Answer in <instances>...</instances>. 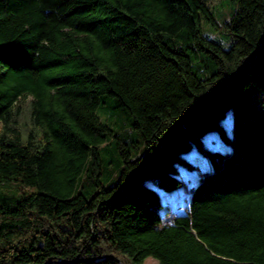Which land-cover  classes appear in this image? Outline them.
Instances as JSON below:
<instances>
[{
    "label": "trees",
    "instance_id": "1",
    "mask_svg": "<svg viewBox=\"0 0 264 264\" xmlns=\"http://www.w3.org/2000/svg\"><path fill=\"white\" fill-rule=\"evenodd\" d=\"M229 1L221 42L205 0H0V264H264V0ZM209 130L230 150L163 223Z\"/></svg>",
    "mask_w": 264,
    "mask_h": 264
},
{
    "label": "rangeland",
    "instance_id": "2",
    "mask_svg": "<svg viewBox=\"0 0 264 264\" xmlns=\"http://www.w3.org/2000/svg\"><path fill=\"white\" fill-rule=\"evenodd\" d=\"M205 2L211 8L215 20L219 24L216 28H206V31H209L211 37L215 40L224 42L221 38H224L226 32L220 25L221 19L219 15L223 12H228L232 8L231 2L229 0H205ZM230 119L231 111L227 110L225 118L222 121L226 134L230 133ZM123 123L120 129L116 127L117 125H114L112 128L113 132L118 133V131H126V127ZM127 131L133 136V140H137L135 146L141 148L142 144L140 139L135 137V132H131V127H128ZM116 141L117 139L115 137L109 136L105 142L108 143V146L105 148L103 155L111 161V164L108 166L109 168L116 163V152L114 149ZM202 149L206 150L208 156L202 152ZM130 150L132 153L137 151L132 145H130ZM229 150V144L221 138L219 133L216 130H209L200 136L199 146L192 143L188 149L181 152L182 161L176 163V171L174 173L179 181L178 185L168 189L155 187L159 201L162 204L160 213L163 223H170L175 215H184L188 213L187 204L189 202L190 188L195 186L198 177L206 173L210 166L217 163L220 157L219 154H227ZM141 264H158V262L152 257H147Z\"/></svg>",
    "mask_w": 264,
    "mask_h": 264
}]
</instances>
